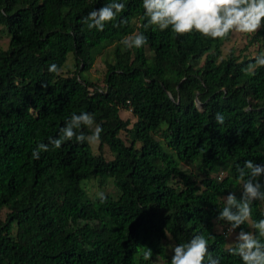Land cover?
I'll return each mask as SVG.
<instances>
[{
	"label": "trees",
	"instance_id": "trees-1",
	"mask_svg": "<svg viewBox=\"0 0 264 264\" xmlns=\"http://www.w3.org/2000/svg\"><path fill=\"white\" fill-rule=\"evenodd\" d=\"M110 2L0 0L9 35L0 48V264H156L157 256L170 264L162 240L169 235L177 246L197 234L220 264H241L216 231L229 225L216 217L229 191L240 199L237 167L264 164V68L244 71L260 53L222 57L230 36L145 27L142 0H118L125 8L116 20L89 30L83 18ZM133 34L146 36V45L126 49L121 41ZM255 37L264 39V27ZM105 45L114 48L98 87L83 75ZM69 53L75 70L62 76ZM53 63L57 73L48 71ZM121 109L136 118L131 128ZM81 112L103 129L97 154L73 139L32 158ZM93 131L82 126L77 134ZM94 178L99 186L112 180L117 196L91 199L82 182ZM252 219H264V202H253ZM241 230L253 231L248 223ZM141 247L151 249V261Z\"/></svg>",
	"mask_w": 264,
	"mask_h": 264
},
{
	"label": "clouds",
	"instance_id": "clouds-1",
	"mask_svg": "<svg viewBox=\"0 0 264 264\" xmlns=\"http://www.w3.org/2000/svg\"><path fill=\"white\" fill-rule=\"evenodd\" d=\"M142 7L144 17L147 18L145 27L153 26L160 31L170 29L176 36L196 33L206 39L226 40L233 34L255 36L264 27V0H142ZM124 8V3L112 0L99 10L89 12L82 22L89 30L103 31L105 25L116 20L117 14L123 12ZM3 14L0 10V15ZM121 43L126 49H139L146 45L147 37L143 34H133L125 37ZM254 59L255 63L249 64L244 69L245 72L254 74L258 67L264 68V52ZM48 71L57 73L59 69L53 63ZM214 119L218 125L225 123L222 113H216ZM94 123V117L90 113L73 114L59 130L58 138L50 139L48 144H37L32 151V158L40 159L41 152L50 150L49 145L59 149L65 142L73 139L81 144L85 141L90 144L99 143L103 131L99 125H95L89 136H85L83 132L77 134V130L82 126L92 128ZM237 173V183L241 185L240 199L236 198L234 191H229L226 197L221 198L223 207L216 219L229 225L226 238L241 225L248 223L253 231L241 230L236 234L235 242L228 245V252L231 256L238 257L241 264H264V219H252L253 202H264V184L260 181V177L264 176V164L246 160L243 167H237ZM98 197L101 201L105 199L103 192L98 193ZM141 249L143 260L151 261V249ZM172 252L170 264H220L221 260L219 256L213 257L209 253L208 240L201 234L193 235L190 240L178 244L172 248Z\"/></svg>",
	"mask_w": 264,
	"mask_h": 264
},
{
	"label": "rangeland",
	"instance_id": "rangeland-1",
	"mask_svg": "<svg viewBox=\"0 0 264 264\" xmlns=\"http://www.w3.org/2000/svg\"><path fill=\"white\" fill-rule=\"evenodd\" d=\"M9 41V35L6 31V29L3 26H0V48L6 49L8 46ZM114 45H105L103 49H101L100 53L95 57V60L93 62L92 67L88 72H86L83 76H85L89 81L93 82L98 87H102L106 72V65L105 62L110 60L112 58L111 53L113 51ZM222 57H226L230 52L234 53V55H237L239 53L248 55L251 57L256 56L258 53L264 52V39L257 38L255 36L247 37V36H241L239 34H233L230 36V38L225 41L221 48ZM75 70V62L73 59V56L71 53L68 54L67 60L62 68L61 75L67 76L73 73ZM119 115L121 119L127 120L129 122L128 128L132 127V124L135 122L136 118L132 115L130 111L120 110ZM95 125L91 128L94 130ZM119 137L125 142L126 145L129 144V137L128 134L125 131H121L119 134ZM90 144V143H89ZM98 144H90L91 149L94 154L98 153ZM102 154L104 157L108 160L113 158V154L108 148V146H104L102 149ZM180 167L183 171L191 172V173H198L196 166L189 165L185 163H181ZM224 176L223 173H220L218 175L219 178H222ZM198 177H202L200 173H198ZM82 186L85 188L87 195L93 199L98 196V193L103 192L104 194H109L114 197L117 196V191L114 187V184L112 180H108L105 185L99 186L98 179H89L84 180L82 182ZM6 210H2L0 212V221H3L5 219ZM228 227H223L220 225H216V231L224 233L226 238ZM15 229H13V232ZM238 234V232H233L231 236L226 238V246L228 247L229 243L235 242V236ZM162 246L164 249V253L168 257H172L173 252L172 248L175 247V244L171 237L167 235L166 239L162 240ZM166 258L157 256L154 260L156 264H163L166 262Z\"/></svg>",
	"mask_w": 264,
	"mask_h": 264
}]
</instances>
